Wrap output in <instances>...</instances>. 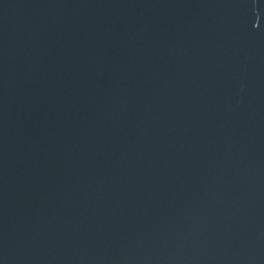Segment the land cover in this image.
Returning a JSON list of instances; mask_svg holds the SVG:
<instances>
[{
	"label": "water",
	"instance_id": "95a60500",
	"mask_svg": "<svg viewBox=\"0 0 264 264\" xmlns=\"http://www.w3.org/2000/svg\"><path fill=\"white\" fill-rule=\"evenodd\" d=\"M0 264H264V0H0Z\"/></svg>",
	"mask_w": 264,
	"mask_h": 264
}]
</instances>
